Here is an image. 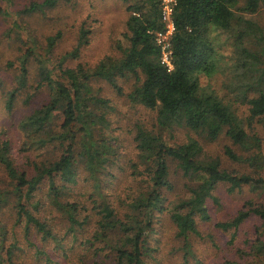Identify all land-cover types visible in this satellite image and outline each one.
<instances>
[{"label": "trees", "instance_id": "obj_1", "mask_svg": "<svg viewBox=\"0 0 264 264\" xmlns=\"http://www.w3.org/2000/svg\"><path fill=\"white\" fill-rule=\"evenodd\" d=\"M57 2L33 1L24 13ZM124 2L127 45L92 65L68 64L89 41L86 26L76 48L57 60L61 31L46 37L40 52L18 21L7 30L14 51L0 50V264H264V199L243 201L230 218L211 213L223 186L264 193L260 138L258 156L248 160L253 170L237 173L195 136L181 143L167 136L184 128L209 142L225 134L244 147L253 135L249 124L264 121V30L246 17L264 0H177L172 69L156 41L165 28L161 1ZM214 33L233 35L228 88L236 103L248 105V126L236 103L200 86L199 75L220 63ZM130 79L128 102L155 113L132 122L131 140L113 123L116 103L95 86L106 82L126 95L120 81ZM175 174L186 192L171 196ZM250 218L253 229L243 231ZM212 250L222 256L210 260Z\"/></svg>", "mask_w": 264, "mask_h": 264}, {"label": "rangeland", "instance_id": "obj_2", "mask_svg": "<svg viewBox=\"0 0 264 264\" xmlns=\"http://www.w3.org/2000/svg\"><path fill=\"white\" fill-rule=\"evenodd\" d=\"M33 1L42 2L43 0H0V50L5 55H10L14 51V48L6 41L8 40L7 30L13 27L15 21H18L21 25L22 29H17L22 30L23 36L27 38L32 36L37 39L40 52L43 51L42 45L45 46L46 37L61 31L62 38L58 41L54 50L56 60L76 48L79 30L82 26L90 29L91 32L88 35L89 41L80 47L79 56L70 61L68 60V64H72V66L80 62H86L91 65L95 64L96 61L106 54L119 55L120 49L118 45L126 46L128 43L123 36V33L126 31L125 26L128 16L124 0H58L56 6L46 8L44 11H38L34 14L24 13V9L30 6ZM246 17L259 24L264 30V6L254 14H246ZM212 40H214L215 46L220 51V63L210 73L206 72L199 75L200 86L207 91H216L224 102L231 101L236 103L233 93H230L228 88V86L234 84L235 79L232 72L236 60L233 35L230 33H214ZM254 40L255 37L252 35L246 38L245 42L252 43L248 46L253 48ZM260 69H264V65H261ZM133 82V79L120 81L126 95L118 94L106 82L96 83L95 85L96 88L103 87L101 90L102 95L111 98L116 103L114 105V115H112L113 123L118 126L119 132L124 135L125 139L130 140L132 133L128 129H130L132 122L137 119L146 122L147 119H152L155 114L144 107L132 106L130 101L128 102L127 94L132 89ZM235 107L248 126V105L237 102ZM18 109L20 113L22 107ZM249 125L248 130L255 137L251 136L244 147L236 145L225 134L221 135L216 141L209 142L184 128H176L173 132L174 137L170 134H167V136L170 138L171 143H181L186 141L188 136H195L201 141L205 151L210 156L218 157L221 160L224 168L237 173L248 172L249 169L253 170V167L249 164V158L258 156L259 147H257L256 141H254L256 137H259L261 140L259 145L264 154V121L254 120ZM228 148L244 160H235L230 157L226 152ZM173 179L176 188L171 193V196L184 194L186 192L184 178L180 174H175ZM219 195L220 202L218 204L211 202V213L216 219H226L234 216L240 204L247 199L254 198L256 201L264 199V193H255L249 187L229 193L223 186ZM255 221V218H250L242 230H252V224ZM210 229L215 228L209 225ZM216 235L223 241L227 239V234L225 233L216 232ZM206 248L198 247L202 253L206 251ZM221 256L220 253L214 250L209 253V259L213 261Z\"/></svg>", "mask_w": 264, "mask_h": 264}, {"label": "built area", "instance_id": "obj_3", "mask_svg": "<svg viewBox=\"0 0 264 264\" xmlns=\"http://www.w3.org/2000/svg\"><path fill=\"white\" fill-rule=\"evenodd\" d=\"M162 8V21L165 24L164 30L156 33L157 44L161 47L162 63L169 69L173 68L172 51L170 49V41L175 32L176 26L174 22V12L177 5V0H160Z\"/></svg>", "mask_w": 264, "mask_h": 264}]
</instances>
